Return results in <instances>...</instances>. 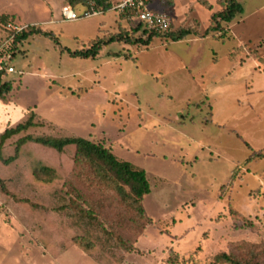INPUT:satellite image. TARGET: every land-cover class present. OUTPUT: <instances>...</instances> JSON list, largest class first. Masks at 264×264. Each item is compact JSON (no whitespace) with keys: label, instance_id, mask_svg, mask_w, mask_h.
Masks as SVG:
<instances>
[{"label":"rangeland","instance_id":"rangeland-1","mask_svg":"<svg viewBox=\"0 0 264 264\" xmlns=\"http://www.w3.org/2000/svg\"><path fill=\"white\" fill-rule=\"evenodd\" d=\"M238 1L244 12L221 23L233 36L205 33L220 0H151L173 33L191 35L113 42L81 58L68 51L139 33L114 11L65 20L66 0H0V17L58 41L37 34L18 46L0 133L34 113L44 123L28 134L101 144L150 186L138 218L73 148L27 143L0 161V264H228L220 253L264 264V0ZM22 135L6 141L4 158ZM37 162L55 170L51 182L34 177Z\"/></svg>","mask_w":264,"mask_h":264},{"label":"trees","instance_id":"trees-1","mask_svg":"<svg viewBox=\"0 0 264 264\" xmlns=\"http://www.w3.org/2000/svg\"><path fill=\"white\" fill-rule=\"evenodd\" d=\"M73 8L76 5L87 6L89 0H66ZM99 6L101 5L107 12L111 7V3L107 0H94ZM223 5L222 10L212 13L210 17V26L206 29L213 31L214 33L220 32V36L225 33V27L223 23H230L244 12V8L238 0H220ZM204 5L209 6L204 2ZM118 16V15H117ZM125 22H129L134 34L139 33L137 37L125 33H116L107 38H97L90 42V44L82 49L75 51H68L70 56L81 58H95L99 54L100 50L113 43L124 42L128 45H149L153 38L161 36H169L172 41L183 40L186 36L191 35L189 29L180 30L177 33H173L171 29L165 34L154 32L142 27V24L129 17H120ZM0 21L4 22L3 29L0 34V45L4 42H10L11 50L13 54V60L15 59L18 46L24 43L29 37L33 35H41L49 37L55 41L58 45V41L55 36L48 31H44L38 26L26 27L17 35L12 37V32L6 28L8 23L5 16L0 17ZM223 37V36H222ZM145 38V39H144ZM113 56H120L115 53ZM124 59H129L130 56L122 55ZM9 74L0 73V100L5 101L6 96L12 91V85L9 81L4 80L5 76ZM36 115L32 113L25 121L20 122L14 126H9L0 133V161L9 165L13 161L17 160L21 149L27 143H35L44 147L55 150L56 152H63L66 148H73L74 155L77 162L85 164L91 171L93 178L101 186L106 187L110 191L114 192L119 198L120 202L127 206V208L133 211L138 218H145V209L143 207V198L150 192L149 182L147 180L146 172L133 165L129 161L121 160L117 158L114 153L101 144L94 143L83 137H54L50 135H32L27 131L30 128L43 125V121H36ZM23 134L16 141L14 147V153L6 158L3 157V147L6 141L10 140L16 135ZM263 153L258 152L253 155L254 158L262 157ZM33 175L36 179L43 182H51L56 172L53 168L43 165L37 162L33 167ZM233 178V176L231 177ZM0 187L4 189L3 181L0 178ZM87 248L91 247L90 243H86ZM127 249H132L131 246H125ZM215 259L221 263L228 264H249L248 262L242 263L236 257H232L226 253L218 254Z\"/></svg>","mask_w":264,"mask_h":264},{"label":"built area","instance_id":"built-area-1","mask_svg":"<svg viewBox=\"0 0 264 264\" xmlns=\"http://www.w3.org/2000/svg\"><path fill=\"white\" fill-rule=\"evenodd\" d=\"M111 3L108 11H114L119 17L126 16L142 24V27L160 34L169 32L171 20L169 16L162 11H155L151 8V0H107ZM85 10L80 16L74 11L70 4L64 6L61 10L65 20H77L82 16L104 14L106 11L101 5H97L94 0H89ZM26 25H16L8 23L6 28L12 32V37L20 33ZM13 54L10 42H4L0 45V73L11 74L15 72L12 65Z\"/></svg>","mask_w":264,"mask_h":264},{"label":"crops","instance_id":"crops-1","mask_svg":"<svg viewBox=\"0 0 264 264\" xmlns=\"http://www.w3.org/2000/svg\"><path fill=\"white\" fill-rule=\"evenodd\" d=\"M225 30H229L228 31V33H227V37H229L228 35L230 34L231 36H233V34H231L230 32H231V29H230V26H229V28H225ZM217 33V35H220V32H216ZM226 38V37H225ZM241 45H244V43L243 44H241ZM236 46V45H235ZM240 47V46H239ZM233 48V47H232ZM239 60H240V58H239Z\"/></svg>","mask_w":264,"mask_h":264}]
</instances>
